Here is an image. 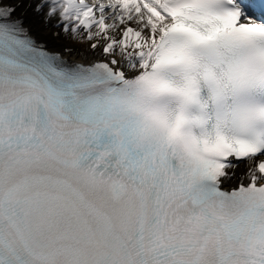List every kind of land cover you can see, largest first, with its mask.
Here are the masks:
<instances>
[{
  "label": "snow or ice",
  "instance_id": "snow-or-ice-1",
  "mask_svg": "<svg viewBox=\"0 0 264 264\" xmlns=\"http://www.w3.org/2000/svg\"><path fill=\"white\" fill-rule=\"evenodd\" d=\"M0 264H264V0H0Z\"/></svg>",
  "mask_w": 264,
  "mask_h": 264
},
{
  "label": "bare ground",
  "instance_id": "bare-ground-1",
  "mask_svg": "<svg viewBox=\"0 0 264 264\" xmlns=\"http://www.w3.org/2000/svg\"><path fill=\"white\" fill-rule=\"evenodd\" d=\"M72 59H79V56L72 57ZM246 170V165L240 164L239 168L237 169V177L240 176Z\"/></svg>",
  "mask_w": 264,
  "mask_h": 264
}]
</instances>
